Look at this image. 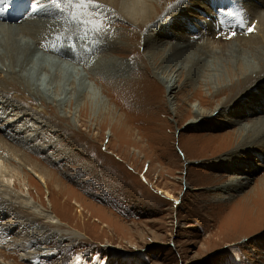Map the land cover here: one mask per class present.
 <instances>
[{"label": "rangeland", "instance_id": "374dc122", "mask_svg": "<svg viewBox=\"0 0 264 264\" xmlns=\"http://www.w3.org/2000/svg\"><path fill=\"white\" fill-rule=\"evenodd\" d=\"M151 1L154 5L156 4L160 13L162 10L166 12L163 1ZM172 4L167 7L169 8ZM100 5L104 7L97 8L99 12L96 8V10L90 8L80 11L89 14V17L92 15L90 18L96 19L97 23L102 22L103 28L107 31L104 30L98 34L102 35L101 41L112 39L123 42L124 45L122 44L123 46L119 48L117 55L103 54L102 46L98 44L101 46L98 48L102 53L101 58L99 52L95 54V50H93L94 54L89 53L87 56L86 51L91 42L88 39L79 38V42H83L85 47L78 46L74 41L70 44L68 39H63L65 40L63 52L65 54L67 52L66 55L70 53L71 58L66 56L65 60L59 56L56 57L69 61L71 65H75L76 60V65L80 64L81 70H85L82 74L88 77H85L86 80L82 76L79 77L80 75L75 76L74 79L79 88L84 87L83 90L89 94L90 104L88 101V106L85 105L83 108L84 99L83 102H78L73 96L60 107L51 101L32 98L29 92L22 94L21 86L15 83L14 87L19 89L20 95L24 97L15 98L12 92L9 95L12 98L8 99V103L0 105L2 107L0 126L8 128L6 134L27 137V146H24V143L15 146L20 147L25 156L28 155L30 158L29 161H33L36 169L42 172L48 180L47 188L50 189L48 190L34 176V170H30L31 165L27 164V166L25 163L22 166L15 162L12 164L15 165L13 167L7 160L0 158V167L5 171L4 177L0 174L3 177L2 185L8 187L9 191L0 187L2 190L0 204L6 206L4 213L0 212V229L8 228L9 221L26 219L29 222L34 221V216L30 213V210L34 211V203L48 209L46 197H49L52 203V210H49L65 223V225L62 223L63 226L60 228L77 231L81 234V238L76 239L64 234L68 240L62 243L52 241L47 246L52 250L49 255L36 259H26L21 255L24 252L22 247L12 250L8 243L3 244L0 240V264H264V162L253 160V163H256V166L260 165V168H253L252 175L249 176L251 182L244 191L236 193L230 201H225L226 203H218L216 199L221 195H231L229 190L218 187L226 186L237 173L233 170V165L222 166L226 161L220 160L221 157L229 156L227 152L231 155L237 145L235 143L228 146L223 138L229 132L232 135L234 133L232 131L237 128L230 125L232 127L210 129L206 126L209 122H205L198 128L190 125L193 116L190 111L193 107L201 106L211 111L216 103L221 104L236 94L237 90L231 92L226 87L222 92L224 94L219 93L216 97L213 95L221 86L231 84L235 86L238 77L231 79V74L224 71L234 62L225 63V66L221 60L210 61L208 64L210 70L207 69L210 72L213 68L212 64L218 66V62L222 63L216 69L223 72H220L221 75L214 80L203 79L202 77L205 76V74L202 75L203 72L193 77L187 76V71L179 75L178 84L181 81L183 83L186 78H189V83L178 90L180 93L176 92L174 96L172 95L175 97L172 105L168 101L164 83L155 74L153 66L158 67L157 62L155 61L156 63L152 65L146 55L149 52L146 53L144 43L148 37L147 28L150 23H144L142 26L144 12L139 13L142 16L141 21L139 15L133 17L134 21L126 15V18H115L109 22L108 19L114 17L113 12L108 8L107 3H100ZM162 6L163 9H161ZM162 14H159L156 26L154 25L156 29L154 34H157L155 32L159 28L171 22L170 17L167 18ZM244 18L247 19V21L244 19L246 24H232L234 29L226 30L227 32L224 30V33L221 32L218 37L220 39L223 37L224 42H227L236 35H252L255 24L252 22L254 25L252 23L248 25L249 17L244 16ZM204 23L207 25L206 22ZM186 26L187 24L184 27ZM203 33H201L202 36ZM194 36L198 37L197 34ZM203 40L206 41V36ZM91 45L93 47L94 43L92 42ZM213 47L215 45L210 48ZM85 48L86 50H82ZM80 50L85 54H82L84 57L80 55ZM152 51L159 52L160 55L156 53L158 54L156 58H162L166 54L162 50L150 52ZM37 52L40 56L41 54L52 56L42 47H38ZM99 58L103 59L99 60ZM240 58L241 56H238L235 59L236 68L242 63ZM81 59L86 62H82ZM98 60L102 63L101 67L97 65V68L100 67L102 75L105 76L101 75L102 79L96 77L97 80L91 78L88 71L96 65ZM83 63L87 64L86 68H82ZM136 79L138 81H135ZM241 93L238 92L236 95ZM150 95L155 96L151 98ZM199 97L203 98H201L204 101L202 104ZM234 100L230 101L231 104L227 105V109L225 107L226 112L235 111L236 108H233V105L237 103L236 98ZM9 102L10 105L11 102L15 104L13 107L16 111L9 109L6 113ZM154 102L160 103L159 106ZM158 107L164 109L161 108V111ZM252 117L255 119V116ZM252 117L245 118L244 121L248 122L253 119ZM159 119L162 120L159 121ZM25 120L29 122L27 128H25ZM3 134L1 135L4 136ZM6 139L9 141L7 136ZM35 148H38L36 154L33 150ZM11 168L15 173L11 172ZM244 192L249 194L248 198L243 195ZM12 194L27 199L30 206L21 204L15 197H11ZM76 202L84 210L79 212ZM35 223L40 226L45 225L42 219ZM18 225L9 228L14 230V233L11 234L10 230L8 234L6 232L5 235H0L11 239L13 243L17 240V244L20 245L19 236L24 235L21 232H24V229L23 226ZM244 225L250 228L247 229ZM33 248L34 246L30 249L33 250Z\"/></svg>", "mask_w": 264, "mask_h": 264}, {"label": "bare ground", "instance_id": "6f19581e", "mask_svg": "<svg viewBox=\"0 0 264 264\" xmlns=\"http://www.w3.org/2000/svg\"><path fill=\"white\" fill-rule=\"evenodd\" d=\"M160 1H163L165 3L164 9L166 10V12H164V10H162L161 13H163L167 18L170 17L171 22L168 25H166L164 27L162 26L161 28H159V30L157 32H155L157 34H154V30H156V29H154V25L158 21L159 14H161V13H160V10L157 9V7L155 6L156 4L154 5V3H152L151 0H96V2L99 4L100 3H103V4L107 3V5L109 6L108 8L113 12L112 15H114V17L109 18L108 19L109 22L113 21L115 18H122V17L126 18L127 16H130V19L131 18L133 19V17L135 15H136V17L139 15L141 17V19H140V21H141L142 16L139 13H142V11L144 12L143 14H145V15L143 17V21H141V23L143 22L142 26L144 25V23H148V22L150 23V25L148 26V28L145 25L147 28V31H148V37L147 36H146L147 38L145 37L146 43H144V45H145L144 48H146V50L143 49V51L145 50L146 53L149 52L146 55L148 57V61L152 62L151 63L152 65H153V63L157 62L156 65H158V67L153 66L155 69L154 70L155 74L158 76L159 80H161L164 83L166 93L168 94V97H169L168 101L172 105H173L172 101L175 98V97H172V95L174 96V94H176V92H179L178 91L179 89L187 86L189 83V78H186L185 81H183V83L181 81V83L178 84L177 83L178 82L177 77L179 75L184 74L187 71L188 72L187 76L191 75L193 77V76L198 75V74L201 75V73L203 72L202 75L205 74V76H203V77L201 76L203 79L208 78V79L214 80L215 78L219 77L221 75V73L223 72V70L216 69V67H218V66L220 67L222 65V63L218 62V66L212 64L213 68L211 69V72H210L209 71L210 69L208 68L209 67L208 64L210 61L215 62V60H217V61L221 60L223 62V64L226 66L225 63H227V64H230V62L235 63V59H237L238 56H241L240 60H242V63H240L237 66V68H236V65H234V63H233V65H231V67H229V69L227 68L224 70V71H227L231 74V79L238 77V80H237L235 86L232 84H231L232 86L231 85L221 86L219 88V90L217 89L218 90L217 93L216 92L213 93V95H215V97H216V95H218L219 93H222L223 90L226 89V87H228L229 89L227 88V90H229L231 92H236V90H237L236 94L238 92H240V93L242 92L241 94H238V95L234 94L236 96L235 98H236V102H237V103L235 102L236 105H233V108H236L235 111L234 110H233L234 112H231V111L226 112L225 111V107L227 109V105L229 103L231 104V102L235 99L233 97L234 95L230 99L223 101L221 104L216 103V106L211 111L205 110L204 108H201V106L200 107H193L192 106L193 108L190 111L191 116L193 115L192 119L190 120L191 126H195L198 128V127L203 126V124L205 122H209V123H206V126H207V128L209 127L210 129H212L214 127H223V126H230V125H234L237 128V129H235V131H232V132H234V133H232V135L230 132L229 133L226 132L227 135H225L224 138L222 137L226 141V145H228V146L234 145L235 143L237 144L235 146L236 147L235 151H233V153H231V155L229 154V152H227L229 156H226V157L224 156L225 158H222L223 157L222 156L220 159V160L226 161L222 164L223 167H228L230 165H233V170L237 171L236 175L234 177H232L231 181H229V183L226 186L218 187V188H225V190H229L231 192L230 196H229V194H227V195L224 194V195H221V197H219L218 199H216V201H218V203H226L225 201H227V200L230 201L236 193H242L244 191V189L248 186V184L251 182L249 176L252 175L251 173H252L253 168H260V165L256 166V163H253V160L257 159L256 160L257 162H264V0H160ZM169 4H172V6H170L168 8L167 6ZM157 5H160V4H157ZM0 7H2V9H3L2 11H0V105L3 106L5 103H8V99L12 98V97L10 98V96H9V95H11L12 92L14 93L15 98L24 97V96H22V94L25 92H29L31 94L30 96H32V98L35 97V98L40 99L42 101H43V99L47 100L48 102L51 101V103L54 102L56 105H58L60 107H62L65 104V101L67 99H69V98L72 99L73 96H74V98H77L78 102L82 101L84 99L83 100L84 104L82 106L83 108H85V105L88 106L89 94H87V92L83 90L84 87L79 88V86L76 84V81L74 79L75 76H79V75H80L79 77L82 76V78L84 80H86V78H88L85 75L83 76L82 73L85 70L84 69L81 70V66H79L80 64L76 65L75 59L77 56L75 58L72 57L75 60L74 61L75 65L72 64L73 66L68 63L69 61L67 62V61H63L61 59L56 58L57 56H59V58L61 57L62 59L66 60V58L68 56L70 57V53H69V55H66L68 53L66 52V54H65L63 52V47L65 48V43H64L65 40H63V39H68V43H70V44L71 43L73 44L75 42L78 46L85 47L83 45V42H79V38L83 36V30H81L79 32V36H78L76 34V32L73 31V27L70 26L68 22H66V17L64 15V13H62L59 10V8H57L56 6L51 4L50 0H7V3L0 6ZM175 7H177V8H175ZM161 9H163V6L161 7ZM76 11H80V10H76ZM97 11H98V9H97ZM173 11H174V13H173ZM178 11H180V13ZM101 13H103V11ZM96 15L99 17L101 16L100 14H96ZM162 15H160L161 18H162ZM244 16L249 17L248 25H251L252 22H254V24H255L254 27L251 26V27H253V29L255 28L252 35H250V36L243 35L242 36V34H241V36H239V35H236V37L232 36L233 39L230 38V40L228 39L227 42L226 41L224 42V40L222 39L223 37L221 39L218 37V35H220V33L223 32L224 30L230 31L231 29H234V28H232V26L234 27V25L246 24L245 20L247 21V19H245ZM90 17L92 18V15ZM90 17H89V14L86 13V15H84L83 18L84 19H91ZM99 17H97V18H99ZM132 21H134V19ZM204 22H206L207 25H205ZM93 23H97L96 19L93 20ZM109 24L110 23H108V25ZM184 24L185 25L187 24V26L184 27L185 26ZM232 24H234V25H232ZM109 27H111V26L109 25ZM202 32H204L203 33L204 37L201 35ZM107 33H109V32H107ZM195 34H197V36H198L197 38L194 36ZM97 35H98L97 33L89 32L88 41H90L91 44L93 42L94 46L92 47V45L90 44L91 48L90 47H88L89 49L87 48L88 49V51H86L87 56L89 53L94 54L93 50H95V54L97 55V53L100 51V49H98V48L101 46L103 49L102 53L104 52L103 54L108 53L111 55H115V54L117 55V53L119 52V48H121L124 45L122 41H116V40H112V39H110V40L106 39L107 41H105V40L101 41L100 38L102 35L101 36L100 35L97 36ZM144 35H145V33H144ZM199 35H201V37H200L201 39H199ZM205 36H206V41L203 40L205 38ZM57 37H59V39H57ZM225 37H226V35L224 36V38ZM108 38H110V36ZM227 38H228V36H227ZM80 41H82V40H80ZM88 41H86V43ZM144 42H145V39H144ZM98 44H101V46H99ZM164 44H166L165 47H164ZM210 44H212L213 46L215 45V47L210 48L212 46V45L210 46ZM57 46H58V48H57ZM217 46H218V48H217ZM38 47H42L45 49L46 52L51 53L52 56H55V55L56 56L55 57L47 56V55L44 56L43 54H41V56H40L39 53L37 52ZM77 49H79V48L77 47ZM80 49H81V47H80ZM82 50H86V48L82 49ZM147 50H149V51H147ZM151 50H155V51L162 50V51H165L166 54L162 58L161 57L156 58L158 56L159 52H153V51L150 52ZM79 52H80V55L83 54V53H81V50ZM99 53H98L99 57L101 58L102 53L101 52H99ZM156 53H158V54H156ZM72 54L73 53H71V55ZM83 55H85V54H83ZM73 56H74V54H73ZM89 57H88V59H89ZM77 58H79V57H77ZM100 58H99V60L103 59V58L102 59H100ZM109 59L111 60V58H109ZM109 59H107V60H109ZM81 60H82V62L83 61L86 62L83 59H81ZM99 60L97 61L96 65L93 64L94 66L92 68L90 67L91 69L88 71V74L90 75L91 78L97 79L96 77H98V79H100V78L102 79V77H101L102 73L99 69L101 67L100 64L102 62H100ZM59 61H60V63H59ZM127 64H128V62H127ZM67 65H70L72 67H70V66L66 67ZM88 65H89V63H88ZM97 65L100 67L97 68ZM86 66H87V64H85V63L82 64V68H84V67L86 68ZM124 68L126 69V67H124ZM102 69H104V68H102ZM129 69H130V67H129ZM207 69H209V70H207ZM216 70H218V72ZM142 72H143V70H142ZM105 73H107V72H105ZM209 73H211V74H209ZM131 74H133V73H131ZM139 74H140V72H139ZM109 75H111V74H109ZM102 76H105V75L103 74ZM138 77L139 76H137V78ZM124 78H127V77H124ZM130 78H131V76H130ZM196 78H198V77L196 76ZM196 78H195V80H196ZM199 78H200V76H199ZM139 80H140V78H139ZM103 81H104V79H103ZM135 81H138V80L136 79ZM15 83H19V85L21 86V89L23 90L21 95H20V90L19 89L17 90L16 87H14ZM119 85H121V84H119ZM143 87H144V85H143ZM105 88H106V86H105ZM145 90L147 91V89H145ZM102 91H103V87H102ZM148 91H150V90H148ZM152 91H153V88H152ZM143 94H145V93H143ZM149 94H151V93H149ZM222 94H224V93H222ZM133 95H134V93H133ZM153 96H155V95H153ZM153 96H151V98H153ZM145 97L146 96L144 95V98ZM154 98H155L154 101H156V97H154ZM201 98H200V100L202 102L201 101L200 102L202 104L204 101L202 100L203 98L202 99ZM134 100H135V98H134ZM179 100H180V98H179ZM182 100H183V98H182ZM147 102H148V100H147ZM149 102H151V101H149ZM26 103H28V102H26ZM41 103H43V102H41ZM13 104L14 103L11 102V105H10V102H9V105H7V108H6V113L9 111V109H10V111H16L13 107L15 104L14 105ZM89 104H90V101H89ZM154 104H157V103L154 102ZM159 104L160 103H158L157 105L159 106ZM143 105H144V103H143ZM102 106H104V105H102ZM115 106L116 105H114V108H116ZM151 106H152V104H151ZM197 106H199V105L197 104ZM209 106L210 105H208V107ZM119 108H120V106H119ZM136 108H138V106ZM161 108H159V109L161 110ZM210 108H212V107H210ZM1 109H2V107L0 106V110ZM162 109H164V108H162ZM181 109L182 108H180V110ZM114 111H115V109H114ZM158 112H160V111H158ZM187 113H189V112H187ZM156 114H157V112H156ZM16 115L17 114H15V116ZM123 115H125V114H123ZM174 116H175V114H174ZM252 116H255V119ZM256 116H258V117H256ZM248 117H252L253 119L249 118L251 120L248 122H245L244 119L248 118ZM160 120H162V119H159V121ZM26 121L27 120H25V123H26L25 128H27L29 126L28 125L29 122L27 123ZM149 121H152V120H149ZM35 123L38 124V122H35ZM124 123H126V122H124ZM128 123H130V122H128ZM6 124H8V123H6ZM166 124H167V122H166ZM114 125L115 124H113V126ZM163 125H164V123H163ZM133 126H135V125L133 124ZM230 127H232V126H230ZM6 129H8V128L4 127V126H0V158L7 160V162L10 165L14 164L15 162L20 163L22 166H24L23 164H25V163H26L25 165H27V164L31 165L30 170H32V171L34 170V176L42 184H44L47 188V185L49 186V184H47L48 180H46V177L42 174L41 171L36 169V167L34 166V163H32L33 161H29L30 158H28V155L26 154L27 156H25V153L20 149V147L18 148L15 146L16 144H20V143L21 144L24 143L25 144L24 146H27L26 145L27 137H25V136H17L16 137V136L12 135L11 133L6 134ZM141 130H142V128H141ZM2 132H4L5 135ZM1 134H3L5 137L2 136ZM6 136L9 139V141L6 139ZM142 136H144V135H142ZM206 136H208V135H206ZM214 137H215V135H214ZM13 141L16 143H14ZM197 144H199V143H197ZM27 149H29V148H27ZM29 150L31 151L32 148H30ZM33 150H34V154H36L38 151V148H35ZM232 154H234V155H232ZM237 161H239V162H237ZM172 164H174V163H172ZM13 167H15V165ZM11 172L15 173L12 168H11ZM4 173H5V171L3 170V168L0 167V174H2L3 177L5 176ZM13 175L14 174H12V176ZM3 177L0 175V187H3L6 191H8V187H6V186L4 187L2 185ZM208 179H210V178H208ZM213 179H214V177H213ZM7 183H8V180H7ZM209 184H210V181H209ZM195 189H197V188H195ZM48 190H50V189H48ZM1 191L2 190L0 189V201L2 199ZM47 195H48V193H47ZM243 195L247 196V198L249 196V194H246V193ZM49 196H50V192H49ZM58 196L60 197V195H58ZM11 197L12 198L15 197L16 200H19V202L25 206H30L29 201L25 198H20L18 196L13 195V194ZM46 199H47L48 206H49L48 209H46L45 207H43L39 204L34 203V211L30 210V213L33 214V216H34V221H31V222L26 221L28 219H26L24 221L19 220L16 222L9 221L10 223H8V225H9L8 228L6 227V229H3V228L0 229V234L5 235L6 232L8 234V231L11 230L9 228L13 227L14 225L19 224L18 226H23L24 232L23 231H21V232L24 235L19 236L20 245L17 244V240H15L14 241L15 243H13L12 241H10L11 239H7L6 237H3L2 235H0V237H1L0 240H2L3 244L8 243V245L10 246V248H12V250H17V247H22V249H24L23 250L24 252L21 255L25 256L26 259H36L37 257H44V256L49 255V253L52 250L50 247H47L48 244L51 243L52 241H58L59 243H62L65 240H68L67 238H65L64 234H66L68 236L75 237L76 239L81 238V234L78 233L77 231H76L77 232L76 233L75 231H68V230H64L63 228H60L63 226V224L65 225V223L62 222V220L59 217H57V215L55 213H53L51 211L52 210L51 209L52 203L50 202L51 199H49V197H46ZM249 199H250V197H249ZM251 200H253V199H251ZM259 203H260V201H259ZM85 205L87 206V204H85ZM53 206H55V204ZM76 206H78L79 212L84 210L83 207L80 208V206L77 204V202H76ZM5 207L6 206H4V204L3 205L0 204V212L4 213ZM49 209H51V210H49ZM66 209H68V208H66ZM83 215H84V212H83ZM41 219L45 223L44 226H40L39 224L35 223L37 220H41ZM255 222L256 221H254V223ZM247 224H249V223H247ZM247 224H245V225H247ZM245 227L247 228V226H245ZM248 228H250V226ZM241 229H242V227H241ZM243 229H244V227H243ZM237 231H239V229ZM243 231H245V230H243ZM10 232L12 234L15 231L11 230ZM32 238H33V240H32ZM33 246H34L33 250L30 249ZM60 247H62V246H60Z\"/></svg>", "mask_w": 264, "mask_h": 264}, {"label": "snow or ice", "instance_id": "6c2138e0", "mask_svg": "<svg viewBox=\"0 0 264 264\" xmlns=\"http://www.w3.org/2000/svg\"><path fill=\"white\" fill-rule=\"evenodd\" d=\"M7 3V0H0V6ZM50 3L59 8V10L64 13L66 17V22L73 27V31L79 36V32L83 30V36L81 39H88L89 32L101 33L105 29L103 28L102 22L93 23L92 19H84L86 13L84 11L76 10H86L90 8H102L96 0H50ZM0 7V11H2ZM59 39V37H57Z\"/></svg>", "mask_w": 264, "mask_h": 264}]
</instances>
